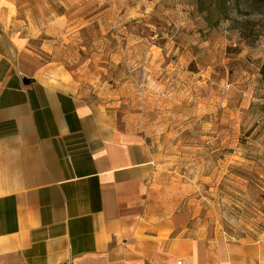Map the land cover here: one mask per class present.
I'll return each instance as SVG.
<instances>
[{"label":"rangeland","instance_id":"1","mask_svg":"<svg viewBox=\"0 0 264 264\" xmlns=\"http://www.w3.org/2000/svg\"><path fill=\"white\" fill-rule=\"evenodd\" d=\"M11 1L47 76L143 136L161 203L227 241L264 240V5Z\"/></svg>","mask_w":264,"mask_h":264},{"label":"crops","instance_id":"2","mask_svg":"<svg viewBox=\"0 0 264 264\" xmlns=\"http://www.w3.org/2000/svg\"><path fill=\"white\" fill-rule=\"evenodd\" d=\"M0 0V264H264L161 203L143 136L59 88Z\"/></svg>","mask_w":264,"mask_h":264},{"label":"trees","instance_id":"3","mask_svg":"<svg viewBox=\"0 0 264 264\" xmlns=\"http://www.w3.org/2000/svg\"><path fill=\"white\" fill-rule=\"evenodd\" d=\"M251 4L254 6H262L264 5V0H251Z\"/></svg>","mask_w":264,"mask_h":264}]
</instances>
